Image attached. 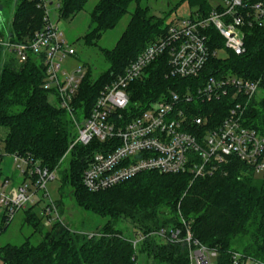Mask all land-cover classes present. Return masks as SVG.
Instances as JSON below:
<instances>
[{"label":"trees","instance_id":"1","mask_svg":"<svg viewBox=\"0 0 264 264\" xmlns=\"http://www.w3.org/2000/svg\"><path fill=\"white\" fill-rule=\"evenodd\" d=\"M88 1L60 0L59 17H74ZM141 1L98 0L91 11V26L82 38L89 46L97 45L103 33L118 24L132 2L138 3L116 45L100 49L108 69L95 78L93 69L86 66V76L73 101V115L78 120L89 116L107 83L122 74L149 44L167 34L173 21L166 23L168 17L155 16L149 7L139 5ZM182 1L198 5L197 11L203 14L212 9L208 0ZM44 13L33 0H19L9 31L17 41L31 37L44 26ZM245 33L244 54L229 52L225 59L210 58L199 77L171 76L167 55L153 62L147 76L129 87L130 108L139 113L172 91H194L211 76L261 79L260 93L250 100L244 123L264 135V27L249 26ZM207 34L212 47L224 46L214 27ZM44 80L40 61L30 57L21 62L0 51V141L4 150L8 155L30 156L51 171L57 169L62 185L74 189L78 206L109 221L91 233L74 230L59 220L42 233L44 218L31 206L26 210L27 220L34 228L33 235L42 233V239L34 244L28 237L20 245L0 246L2 264H137L140 255L150 264H190L187 242H170L157 235L162 229H179L184 239L188 227L195 239L217 251L216 264H233L235 252L264 261V174L257 175L255 168L235 159L212 177L145 171L111 188L90 191L83 184V174L100 146L97 140L88 145L77 143L62 160L77 137L76 124L72 114L44 88ZM231 104L225 97L193 102L190 107L214 125L225 117ZM8 178L23 181L17 174ZM55 201L59 209L61 200ZM121 218L131 221L135 234L146 236L136 247L132 242L136 236L131 238L117 228ZM3 219L0 233L10 223Z\"/></svg>","mask_w":264,"mask_h":264},{"label":"built area","instance_id":"2","mask_svg":"<svg viewBox=\"0 0 264 264\" xmlns=\"http://www.w3.org/2000/svg\"><path fill=\"white\" fill-rule=\"evenodd\" d=\"M44 10V26L31 37L17 41L7 28L9 20L0 14V51L26 62L33 57L45 68L44 88L67 109L76 124L77 137L63 159L77 144L97 140L100 146L83 174L84 186L93 192L111 188L145 171L162 174L188 173L193 178L212 177L233 160L264 174V135L245 125V112L250 100L259 92L261 79H247L235 74L211 76L194 91L184 94L172 91L168 96L151 101L139 113L130 108L131 84L147 76L153 62L167 55L169 74L173 77H199L207 61L220 58V47H212L207 30L214 27L224 39L228 52H246L245 29L264 27V1L222 0L208 14L196 11L189 17L171 23L163 37L149 44L114 80L100 91L89 116L80 120L74 113L73 101L84 80L85 65L71 63L76 48L52 19V8L60 0H33ZM228 98L231 107L225 117L212 125L209 118L195 114L190 104ZM0 146V156L3 154ZM15 169L23 179L15 182L0 177V207L7 222L31 206H41L45 225L61 219L56 201L48 190L57 179L51 171L30 156L11 154ZM45 202V203H44ZM179 229H162L157 235L170 242H187L190 264H216L217 251L195 239L188 227L184 239ZM146 236L136 234L133 245ZM233 264H264V261L233 253Z\"/></svg>","mask_w":264,"mask_h":264},{"label":"rangeland","instance_id":"3","mask_svg":"<svg viewBox=\"0 0 264 264\" xmlns=\"http://www.w3.org/2000/svg\"><path fill=\"white\" fill-rule=\"evenodd\" d=\"M18 1L19 0H0V14L9 20L7 28H9L10 23L13 21V15ZM97 1L98 0H89L84 10L68 19L60 18L58 11L55 8H52L53 21L64 32L68 42L71 43L77 50V56L71 60V63L74 65L82 64L87 67H91L93 69V77L95 78L102 72L106 71L109 67V63L100 49H112L116 45L117 41L130 22L132 13H134L138 6V3L132 2L128 8V12L122 17L118 24L114 28L105 31L97 45L89 46L83 42L82 38L90 29V14ZM208 1L211 6H215L222 0ZM139 5L142 7H149L150 12L155 16L160 18L168 17L166 23L183 17H189L199 9L198 5H191L188 1L182 0H143ZM228 54V51L224 48H220V58L225 59ZM0 146L3 149V155L0 158V177H13L15 174L19 176L17 170L15 169L13 157L5 152L4 145L1 141ZM65 164L66 163H64V165ZM257 175L261 174L257 173ZM48 190L53 199L59 201L61 200V204L59 206L61 219L67 223L70 228L94 233L97 232L107 221H109L108 217L97 215L78 206L74 197V189L70 185H62L59 173L57 175V179L49 182ZM26 210H28V208L20 210L14 219L9 223L6 230L0 233V246L6 244L20 245L24 243L28 237H31V241L34 244L38 243L42 239L41 234L44 233L50 226L44 225L42 233L37 232L33 235L34 228L27 220L28 212ZM34 210L40 214L41 206H34ZM3 218L4 211L0 207V222H2V224L4 220ZM116 226L118 229L123 230L125 235L131 236V238L136 236L130 220L121 218L117 222ZM145 260L144 255H140L139 262L137 264L151 263L145 262ZM0 264H2L1 259Z\"/></svg>","mask_w":264,"mask_h":264}]
</instances>
